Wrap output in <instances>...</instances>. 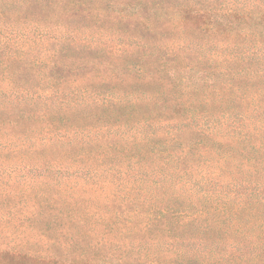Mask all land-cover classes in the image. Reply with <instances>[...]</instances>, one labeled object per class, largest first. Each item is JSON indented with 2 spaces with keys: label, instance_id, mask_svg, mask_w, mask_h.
Here are the masks:
<instances>
[{
  "label": "trees",
  "instance_id": "16d2710c",
  "mask_svg": "<svg viewBox=\"0 0 264 264\" xmlns=\"http://www.w3.org/2000/svg\"><path fill=\"white\" fill-rule=\"evenodd\" d=\"M116 1L0 0V166L10 168L0 179L31 163L56 165L58 156L82 163L122 152L119 123L140 105L96 82L133 73L119 55L139 47L137 39L119 45L109 61L62 54L65 47L94 53L95 40L82 35L91 25L152 19L161 43L152 45V61L138 58L135 65L152 82V121L170 127L145 152L171 164L152 167L151 180L136 161L107 168V182L124 190L101 197L108 224L122 220V235L152 234L150 262L138 264H264V7L235 0L215 12L199 0H152L151 13L147 3L129 0L138 5L124 19ZM177 5L167 30L160 13ZM215 41V51L204 48ZM91 110L100 114L96 123H75ZM0 264L105 262L98 254L64 260L6 246Z\"/></svg>",
  "mask_w": 264,
  "mask_h": 264
},
{
  "label": "rangeland",
  "instance_id": "374dc122",
  "mask_svg": "<svg viewBox=\"0 0 264 264\" xmlns=\"http://www.w3.org/2000/svg\"><path fill=\"white\" fill-rule=\"evenodd\" d=\"M140 1L147 3L152 13V0ZM199 1L203 2L202 8L220 12L218 9L231 8L229 4L235 0ZM241 1L264 7V0ZM115 5L122 11L121 14L125 19L127 15L133 16L130 13L135 11L138 3L134 5L129 0H117ZM168 5L174 4L168 0ZM179 7V5L170 7L169 10L160 13L167 30L172 26V15L174 18L177 17ZM82 35H89L95 40L93 45H98L95 52L86 56V52L82 49L65 47L63 57L70 60L90 58L93 62L109 61L111 56L119 53V45L126 44L132 38L137 39L139 47L133 49L130 47L129 51L125 50V54L119 55L120 63L127 64L133 73L123 74L118 81L102 80L96 83L104 87L106 92L115 95L114 98L126 104L137 103L140 108L137 107L138 111H132L126 122L123 119L119 123L121 126L118 127L120 134L118 143L122 152L116 157L113 152L110 159L100 161L92 158L91 162L81 163L67 161V156H58L56 158L58 166L31 163L29 168H17L14 176L1 178L0 219L3 221L0 223V248L20 246L32 254L56 256L64 260L83 255L92 258L98 254L104 257L105 264H138L142 259H146L149 263L152 255V234H135L134 230L129 228L130 231L120 234L119 230L125 229L124 222L115 220L113 226L109 225L108 214L102 208L100 201L114 191L118 194L124 192L120 184L111 185L104 177L103 173L112 165H119V169L122 166L124 170L127 162L133 165L136 161L148 172V179L151 180L152 167L165 168L171 164V158L167 163L152 161V154L148 155L145 152L149 148L152 149L154 135L168 132L170 126L169 123H162L158 127L152 121V99H154L152 82L142 77V70L135 65L138 58L152 61V45L155 47V44L161 43V40L152 34V19L142 22L126 20L119 24L97 23L91 25ZM176 36V42L166 47L168 52L178 43L185 42L188 33H183L181 36L178 33ZM217 43L215 41L204 48L207 51H215ZM92 86H95V83H92ZM80 116L75 123H85L89 120L92 124L96 123L93 117L100 114L91 110ZM116 130L112 126L111 131ZM8 169L10 168L7 166H0V170ZM158 177L159 174H156L155 179ZM162 177L160 176V179ZM165 179L170 183L177 181L175 176L166 175ZM113 181L114 184L119 183L116 177H113ZM126 184L123 182L124 187ZM31 213L36 216L34 221L31 216L28 219ZM33 222H36L35 226ZM107 229L112 230L107 232ZM40 231H44L45 236L40 234ZM108 234H111L109 235L111 244L106 240ZM110 251L116 254V257L107 254Z\"/></svg>",
  "mask_w": 264,
  "mask_h": 264
}]
</instances>
